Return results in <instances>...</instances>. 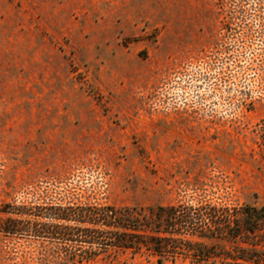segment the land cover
Returning <instances> with one entry per match:
<instances>
[{
	"label": "rangeland",
	"instance_id": "rangeland-1",
	"mask_svg": "<svg viewBox=\"0 0 264 264\" xmlns=\"http://www.w3.org/2000/svg\"><path fill=\"white\" fill-rule=\"evenodd\" d=\"M177 201L264 206V0H0V264H158L78 214Z\"/></svg>",
	"mask_w": 264,
	"mask_h": 264
},
{
	"label": "trees",
	"instance_id": "trees-1",
	"mask_svg": "<svg viewBox=\"0 0 264 264\" xmlns=\"http://www.w3.org/2000/svg\"><path fill=\"white\" fill-rule=\"evenodd\" d=\"M83 211L89 212L86 221ZM81 214L79 221L93 225L90 245L148 254L158 264L178 257L210 264L264 263V206L177 201L139 208L92 206L82 208Z\"/></svg>",
	"mask_w": 264,
	"mask_h": 264
}]
</instances>
